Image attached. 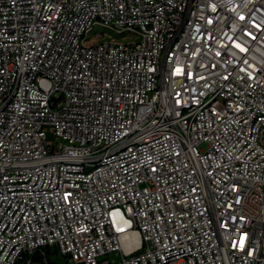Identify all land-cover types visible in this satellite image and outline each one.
Returning a JSON list of instances; mask_svg holds the SVG:
<instances>
[{"label":"built area","instance_id":"obj_1","mask_svg":"<svg viewBox=\"0 0 264 264\" xmlns=\"http://www.w3.org/2000/svg\"><path fill=\"white\" fill-rule=\"evenodd\" d=\"M0 264H264V0H0Z\"/></svg>","mask_w":264,"mask_h":264},{"label":"bare ground","instance_id":"obj_2","mask_svg":"<svg viewBox=\"0 0 264 264\" xmlns=\"http://www.w3.org/2000/svg\"><path fill=\"white\" fill-rule=\"evenodd\" d=\"M129 239L130 242L127 243L126 239ZM122 247L125 249V251H129L137 246V237L134 233H129L122 239L121 243Z\"/></svg>","mask_w":264,"mask_h":264},{"label":"rangeland","instance_id":"obj_3","mask_svg":"<svg viewBox=\"0 0 264 264\" xmlns=\"http://www.w3.org/2000/svg\"><path fill=\"white\" fill-rule=\"evenodd\" d=\"M99 31H98V29H94V31L92 32L93 34H96V33H98ZM111 37H113L114 39H119L120 38V36L119 35H116V34H111ZM130 240L129 239H127V242H129Z\"/></svg>","mask_w":264,"mask_h":264},{"label":"trees","instance_id":"obj_4","mask_svg":"<svg viewBox=\"0 0 264 264\" xmlns=\"http://www.w3.org/2000/svg\"><path fill=\"white\" fill-rule=\"evenodd\" d=\"M49 263V262H48Z\"/></svg>","mask_w":264,"mask_h":264}]
</instances>
